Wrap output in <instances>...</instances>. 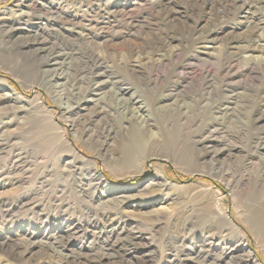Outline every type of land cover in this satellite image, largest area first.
<instances>
[{
	"label": "rangeland",
	"instance_id": "374dc122",
	"mask_svg": "<svg viewBox=\"0 0 264 264\" xmlns=\"http://www.w3.org/2000/svg\"><path fill=\"white\" fill-rule=\"evenodd\" d=\"M262 45L264 0H0V264H264Z\"/></svg>",
	"mask_w": 264,
	"mask_h": 264
},
{
	"label": "bare ground",
	"instance_id": "6f19581e",
	"mask_svg": "<svg viewBox=\"0 0 264 264\" xmlns=\"http://www.w3.org/2000/svg\"><path fill=\"white\" fill-rule=\"evenodd\" d=\"M21 14H26L28 13L27 11H20ZM260 40V39H258ZM259 43V42H258ZM255 44V42H254ZM256 45V44H255ZM250 46V45H249ZM263 46V45H262ZM264 47V46H263ZM262 49V48H261ZM144 54V53H143ZM253 56L254 57V54L250 55V57ZM102 60L100 58H97L96 59V62L99 63L101 62ZM95 62V63H96ZM53 64L56 65L58 64L57 61L54 59L53 61ZM101 64H105L104 61L101 62ZM95 65V64H94ZM97 66V65H95ZM107 67V65H106ZM52 73H51V80L54 81L53 85H55L56 87H60V86H63L64 82H61L60 81L58 82L57 79L58 78H63L64 77V73L61 72L57 67H54L53 70H51ZM61 78V79H62ZM108 80H106L104 83H106ZM60 84V85H59ZM102 85V84H101ZM98 86H93L92 88H87L85 93L83 92V96L78 99L76 101L77 103V107H80L82 106V104H93V105H97V102L98 101H101V99L104 98V94L100 91L99 88H96ZM124 100H121L119 99V108H121L123 111H129L130 112V117L132 118V120H136V121H133L134 125L137 127V129H139V126H142V128L144 129L143 131H139L138 132V135L136 136L137 137V142H138V145L141 144L140 141H143V139L145 138L144 136V132H146V127L147 125L149 124L148 123V118L146 115H144L143 113H141L139 110L141 107L140 105H137L136 106V103L137 101L136 100H133L132 103L133 104H130L129 100L128 99H125L123 98ZM127 101L129 102L130 105L127 104ZM125 102V103H124ZM99 105V104H98ZM97 105V106H98ZM89 106V105H88ZM76 106H74L73 104H67V105H64L63 106V110H64V114H71L73 113V110L75 109ZM69 116V115H68ZM129 119V118H128ZM136 122H139V126H137ZM140 130V129H139ZM220 152V153H219ZM224 155L223 151L219 150V151H216L215 153V156L216 155ZM162 204V203H161ZM169 207H167V205L165 204H162L161 206L158 207V209L156 211L158 212H166L168 210ZM238 248V247H237ZM237 248L233 247V248H230L231 250H236Z\"/></svg>",
	"mask_w": 264,
	"mask_h": 264
},
{
	"label": "water",
	"instance_id": "95a60500",
	"mask_svg": "<svg viewBox=\"0 0 264 264\" xmlns=\"http://www.w3.org/2000/svg\"><path fill=\"white\" fill-rule=\"evenodd\" d=\"M126 184H127V183H126ZM126 184H125V185H126Z\"/></svg>",
	"mask_w": 264,
	"mask_h": 264
}]
</instances>
